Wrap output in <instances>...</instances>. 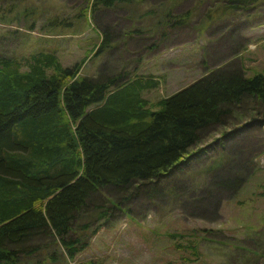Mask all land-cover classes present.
I'll list each match as a JSON object with an SVG mask.
<instances>
[{
  "label": "trees",
  "instance_id": "trees-1",
  "mask_svg": "<svg viewBox=\"0 0 264 264\" xmlns=\"http://www.w3.org/2000/svg\"><path fill=\"white\" fill-rule=\"evenodd\" d=\"M134 1L89 0L75 18L83 22L102 8ZM177 1L163 4L160 15L154 12L159 19L152 49L191 19V10L174 13ZM263 4L229 0L224 9L246 13ZM20 6L0 10V20L17 10L15 19H24L33 30L36 10ZM72 25L69 18L55 17L44 28L54 32ZM93 26L101 34L99 45L72 66L63 63L56 49L35 52L24 61L0 51V264H69L89 245L86 236L94 221L91 226L84 222L99 194L111 209L124 211L119 197L106 192L109 188L127 191L189 174L186 165L202 158L206 149L192 150L207 134L244 111L264 108V73L247 76L241 68L225 66L150 110L144 92L159 87L161 76L137 69L133 75H82L90 55L115 48L108 28ZM201 174L211 179L215 167L208 173L212 176ZM166 187L176 192L171 183ZM153 193L146 192L149 201L159 198ZM96 206L93 219L107 217L108 209Z\"/></svg>",
  "mask_w": 264,
  "mask_h": 264
},
{
  "label": "rangeland",
  "instance_id": "rangeland-1",
  "mask_svg": "<svg viewBox=\"0 0 264 264\" xmlns=\"http://www.w3.org/2000/svg\"><path fill=\"white\" fill-rule=\"evenodd\" d=\"M87 1L0 0V10L20 3L21 9L34 8L37 20L33 30L24 19H15L17 10L0 20V51L24 61L35 52L56 49L63 63L72 66L101 41L93 23L108 28L115 48L90 55L82 75H133L137 69L161 76L159 87L144 92L154 111L162 98L219 68H241L247 76L264 73V4L240 13L224 9L229 0H178L174 13L191 10V19L152 49L161 6L172 0H135L102 8L80 22L75 16ZM55 17L75 25L47 32L44 24ZM133 28L140 33L130 36ZM202 148V158L186 165L189 174L147 181L127 191L109 188L106 192L119 197L124 211L111 209L99 194L96 205L108 209L107 217L93 219L97 206L91 208V218L84 222L91 226L94 221L86 236L89 245L69 264H264V108H251L215 127L192 151ZM213 167L214 177L206 180L201 173L212 176ZM148 191L159 198L149 201Z\"/></svg>",
  "mask_w": 264,
  "mask_h": 264
}]
</instances>
